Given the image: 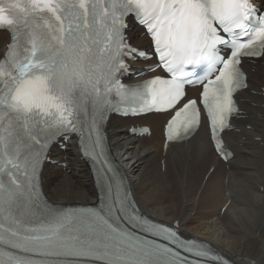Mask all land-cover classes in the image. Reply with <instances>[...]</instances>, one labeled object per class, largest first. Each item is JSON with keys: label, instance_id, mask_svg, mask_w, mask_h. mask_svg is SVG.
Instances as JSON below:
<instances>
[{"label": "snow or ice", "instance_id": "6c2138e0", "mask_svg": "<svg viewBox=\"0 0 264 264\" xmlns=\"http://www.w3.org/2000/svg\"><path fill=\"white\" fill-rule=\"evenodd\" d=\"M134 27L150 55L131 43ZM0 30L10 35L0 53V264H230L179 224L143 214L105 124L112 112L164 113L169 141L203 124L228 159L222 134L247 88L242 64L264 59V0H0ZM145 57L159 73L123 83L129 61ZM73 138L97 165V205L57 207L42 192L52 151Z\"/></svg>", "mask_w": 264, "mask_h": 264}, {"label": "bare ground", "instance_id": "6f19581e", "mask_svg": "<svg viewBox=\"0 0 264 264\" xmlns=\"http://www.w3.org/2000/svg\"><path fill=\"white\" fill-rule=\"evenodd\" d=\"M251 70L250 89L242 96L247 120L239 127L240 133L229 135L236 153L229 170L214 157L204 130L188 145L171 147L163 157L162 116L146 118L153 127L150 139L126 138L123 128L130 122L125 120L112 121L109 135L120 164L132 169L129 186L145 214L170 225L179 222L185 236L205 240L237 263L264 264V148L256 141L264 131L260 121L264 115L260 99L252 93L264 86V60ZM60 156L68 168L47 170L45 188L50 199L60 205L95 203V183L73 146ZM162 159L166 160L164 173ZM211 166L215 171L202 186ZM232 197L221 216L222 207Z\"/></svg>", "mask_w": 264, "mask_h": 264}]
</instances>
